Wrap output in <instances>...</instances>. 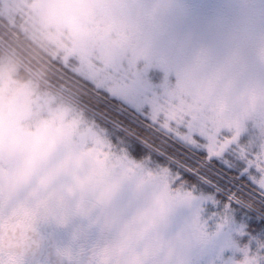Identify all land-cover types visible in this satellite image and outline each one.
I'll list each match as a JSON object with an SVG mask.
<instances>
[{
    "label": "rangeland",
    "instance_id": "obj_1",
    "mask_svg": "<svg viewBox=\"0 0 264 264\" xmlns=\"http://www.w3.org/2000/svg\"><path fill=\"white\" fill-rule=\"evenodd\" d=\"M259 1L264 0H237V5L235 0H212L214 7L205 9L203 0H28L26 13L33 19L31 30H41L44 40L61 45L56 59L95 89L115 91L117 72L151 71L164 85V106L170 112L191 117L212 132L223 130L233 137L244 133L264 153V75L240 76L241 70L234 73L229 58L222 56L223 52L230 56L232 42L239 43L254 56L250 68L264 70V51L235 36L246 34L248 15L258 14L264 20V10L254 7ZM110 54L113 64L105 60ZM238 57L243 59L237 53ZM18 70L10 60L0 68V145L15 139L12 129L18 128L19 137L30 147L36 133L52 130V134L54 129L70 154L78 153L90 167L94 162L96 177L107 184L110 194L150 188L155 191L135 200L137 204L153 209L169 201L162 236L176 233L194 242L197 218L187 198L171 188L166 172L116 151L105 130L85 121L74 103L41 90L33 79L20 77ZM1 160L0 175L7 177L11 170L5 164L13 165L8 158ZM97 184L104 189L103 183ZM54 188L59 190L60 185ZM54 194L49 189L40 192L48 201L58 200ZM141 244V260L123 246L110 251L109 264H150L153 259L145 257V243ZM192 251L186 245L183 255L190 258Z\"/></svg>",
    "mask_w": 264,
    "mask_h": 264
},
{
    "label": "snow or ice",
    "instance_id": "obj_2",
    "mask_svg": "<svg viewBox=\"0 0 264 264\" xmlns=\"http://www.w3.org/2000/svg\"><path fill=\"white\" fill-rule=\"evenodd\" d=\"M115 89L95 97L98 122L111 147L166 172L187 198L198 230L186 264H264V153L244 133L170 112L151 71L117 72Z\"/></svg>",
    "mask_w": 264,
    "mask_h": 264
},
{
    "label": "flooded vegetation",
    "instance_id": "obj_3",
    "mask_svg": "<svg viewBox=\"0 0 264 264\" xmlns=\"http://www.w3.org/2000/svg\"><path fill=\"white\" fill-rule=\"evenodd\" d=\"M1 211L5 217L0 224V264H104L102 257L121 242L112 229L108 236H97L108 231L96 221L97 205L86 212L85 223L71 226L74 236H61L72 221L50 208L11 205ZM127 237L130 241L136 236ZM152 264L160 263L154 258Z\"/></svg>",
    "mask_w": 264,
    "mask_h": 264
},
{
    "label": "trees",
    "instance_id": "obj_4",
    "mask_svg": "<svg viewBox=\"0 0 264 264\" xmlns=\"http://www.w3.org/2000/svg\"><path fill=\"white\" fill-rule=\"evenodd\" d=\"M11 7H14V5L10 4V7H8L6 0H0V21L20 38H24L42 56L60 67L59 59L53 56V48L49 46L45 48L40 44L37 33L28 27L26 19L22 17V10L10 12ZM262 8H264L263 5ZM8 60L17 63L19 75L31 77L40 89L59 94L66 100L78 105L87 117L98 122V114L92 107L96 95L55 71L0 24V67ZM62 68L66 72L72 73L71 75H74V77L84 81L70 69L64 66Z\"/></svg>",
    "mask_w": 264,
    "mask_h": 264
}]
</instances>
